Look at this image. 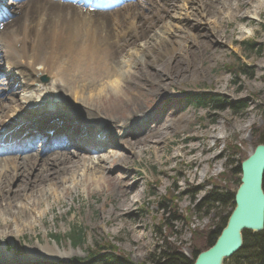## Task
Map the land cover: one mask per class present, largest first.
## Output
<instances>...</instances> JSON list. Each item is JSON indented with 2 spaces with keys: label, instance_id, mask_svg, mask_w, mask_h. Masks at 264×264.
<instances>
[{
  "label": "bare ground",
  "instance_id": "6f19581e",
  "mask_svg": "<svg viewBox=\"0 0 264 264\" xmlns=\"http://www.w3.org/2000/svg\"><path fill=\"white\" fill-rule=\"evenodd\" d=\"M249 1H254L253 5ZM181 2L183 10L173 16L169 15L174 8L173 0H131L130 4H119L104 14H87L72 5L60 6L46 0H23L17 4L0 2V18L6 17L0 30V70L6 81L0 82V152L8 148L22 149L17 146L24 145L23 138L26 137L39 140L38 148L29 155L0 156V240L3 243L0 264H36L56 259V253L39 242V253L27 246V256L18 259L16 250L9 253L3 239L5 234L7 237L15 235L18 239L24 230L31 231L34 228L32 211L46 206L43 213L42 210L38 213V220H42L50 209L48 199L57 201L58 189L61 187L65 193L66 184H70L71 189L79 185L86 189L89 184L98 186V183H104L111 189L115 182H119L121 201L111 207L110 213H113L110 217L114 221L116 215L127 212L139 198L140 192L134 189L137 182L132 181V175L122 171L113 178L105 177L103 172L110 168L124 169L123 165L129 164L130 158L141 159L149 149L147 142L165 136L170 124L168 121L159 124L163 127L159 136L157 132L152 137H147L146 133L138 134L134 130L138 113L124 123L117 122L115 116L105 117L104 110H99L102 109L103 96L109 93L125 96L123 91L128 83L133 87L147 85L152 93L166 91L173 81L183 77L180 62L190 59L196 46L205 48L218 39L226 40V36L218 35L217 14L224 12L220 23L242 22L247 18L238 17V13L259 12L264 5V0ZM194 4L200 11L192 7ZM212 11L217 13L214 18L211 17L214 15ZM203 15L211 21L197 20ZM165 16H169V21L164 23ZM154 27L148 38L147 31ZM193 31L206 32L211 40L208 36L189 33ZM210 32H216V35H210ZM232 32L238 31L233 28ZM139 40L142 41L137 43ZM220 44L223 52L224 43ZM124 50L127 58L114 62ZM43 77L48 80L46 85L41 84ZM167 78L170 82H166ZM129 101L127 98L126 102ZM52 111L66 114L68 123L77 128L74 133L87 142L98 141L92 139V134L108 135L95 147L105 144L123 154L115 156L110 148L92 158L93 154L56 150L52 152L57 154L55 157L40 158L39 148L43 142L44 149L60 144L62 140H67V144L76 149L80 147L73 137L78 136L60 126H29L51 120L57 115ZM175 115H178L177 111L171 113V117ZM188 139L191 141L193 137ZM17 179L23 187L20 185L18 188L22 189L17 188V195L12 194L8 200L12 190L15 191V188L11 189L12 182ZM23 198L29 201L26 206L22 204ZM67 198L72 201L70 194ZM233 208L234 205L231 212Z\"/></svg>",
  "mask_w": 264,
  "mask_h": 264
},
{
  "label": "rangeland",
  "instance_id": "374dc122",
  "mask_svg": "<svg viewBox=\"0 0 264 264\" xmlns=\"http://www.w3.org/2000/svg\"><path fill=\"white\" fill-rule=\"evenodd\" d=\"M180 1L173 0L170 16L183 10ZM253 2L249 1L250 5ZM192 7L200 11L197 4ZM212 12L214 18L217 13ZM217 16L218 35L226 36V40L218 39L205 48L196 46L194 55L180 62L183 77L173 81L166 91L152 93L147 85L133 87L128 83L123 91L125 96L109 93L101 100L102 109L99 110H104L105 117L115 116L119 123L138 113L137 130L142 135L146 133L147 137L163 131L160 123L168 121L170 124L165 136L147 142L149 149L141 159L130 158V163L123 165L124 169L110 168L103 172L107 178L117 177L120 171L132 175V181L137 182L134 189L140 192L137 202L127 212L116 215L113 221L111 207L121 201L119 182L111 189L104 183L89 184L86 189L82 185L71 189L70 184H66L65 193L61 187L58 189L57 201L48 199L50 209L42 220H38V213L40 210L43 213L46 206L32 211L34 228L31 231L24 230L18 239L12 234L4 235L9 253L15 249L18 259H22L27 256V246L39 253V242L54 251L56 259L36 264H72L108 245L131 263L144 264L166 237L167 242L188 260L195 252L205 249L207 235L222 226V220L231 212L232 201L214 207L199 205L200 201L212 190L235 193L240 174L232 173V170L239 167L258 144L256 134L264 125V5L259 12L238 13V17L247 18L242 22L220 23L224 12ZM197 20L211 21L204 15ZM162 21H169V16ZM233 28L238 32H232ZM154 30L155 27L147 31L148 38ZM189 33L209 37L206 32ZM210 35L215 36L216 32H210ZM244 42H253L250 51L241 45ZM220 43H224L223 52ZM125 58L124 50L114 62ZM187 63L190 66H185ZM238 63L247 66L250 77L238 73ZM162 78L165 80L166 77L163 75ZM166 82H170L168 78ZM201 94L219 96L233 103L244 101L247 108L236 116L226 102H222L219 110L209 105L198 106L193 98ZM127 98L129 102H126ZM97 106L100 108L99 104ZM174 111L178 115L171 117ZM109 148L115 156L123 154L113 146L102 150ZM46 154H43L46 158L52 156ZM20 185V179L12 182L11 189L15 188V191L12 190L8 200L12 194L17 195L15 192ZM25 191L27 193L28 185ZM68 194L72 201L67 198ZM21 201L25 206L29 202L27 198ZM170 216L176 221H170ZM166 218H169L168 227L163 228ZM73 229L82 230L85 236L83 244L77 247L68 241ZM2 245L0 240V247ZM226 261L227 264L241 263L237 255Z\"/></svg>",
  "mask_w": 264,
  "mask_h": 264
},
{
  "label": "trees",
  "instance_id": "16d2710c",
  "mask_svg": "<svg viewBox=\"0 0 264 264\" xmlns=\"http://www.w3.org/2000/svg\"><path fill=\"white\" fill-rule=\"evenodd\" d=\"M245 47L246 51H250V47H253V42H244L241 44ZM239 64L238 73L242 74L244 77H250L251 74L247 72V66L243 64ZM194 104L198 106L209 105L210 108L219 110L222 102H226L228 107L230 108L233 115L242 114L247 105L245 102L241 103H233L222 99L221 97H213L205 94L198 95L193 98ZM257 143L264 145V125L256 134ZM232 173L240 174L239 167L232 170ZM262 189L264 192V175L262 182ZM234 193L229 194L228 192H219L217 190L210 191L204 199L200 201L199 205H203L204 207H214L217 206H225L230 201L233 200ZM233 207V204H232ZM197 208V207H196ZM160 209L162 207L160 206ZM197 211V210H196ZM230 214V213H229ZM227 215L224 220H222V226L215 230L214 232H210L207 235V245L205 250L209 249L215 242L216 238L219 236L220 231L225 227L226 220L229 216ZM170 221H176V218L170 216ZM169 218L163 222L162 227H168ZM243 247L236 254L238 258H240L241 263H232L228 262V264H264V230L260 234H250L248 232L243 233ZM85 236L80 229H73L70 231V235L68 236V241L74 247H77L83 244ZM168 237H166L160 244L158 248H156L147 258L146 263L144 264H193L196 256L203 252H195L192 256V259L188 260L184 257L179 250L174 247L173 244L167 242ZM227 262V261H226ZM72 264H134L131 263L127 258H124L122 255H119L115 252V250L111 246H101L94 253L88 254L84 259L76 260ZM227 264V263H225Z\"/></svg>",
  "mask_w": 264,
  "mask_h": 264
},
{
  "label": "water",
  "instance_id": "95a60500",
  "mask_svg": "<svg viewBox=\"0 0 264 264\" xmlns=\"http://www.w3.org/2000/svg\"><path fill=\"white\" fill-rule=\"evenodd\" d=\"M239 186L233 196L234 208L214 244L198 254L193 264H224L243 245V233L264 230V145L257 144L239 165Z\"/></svg>",
  "mask_w": 264,
  "mask_h": 264
}]
</instances>
